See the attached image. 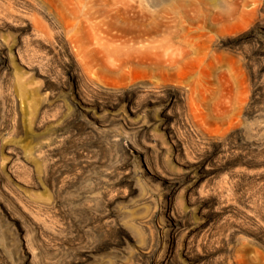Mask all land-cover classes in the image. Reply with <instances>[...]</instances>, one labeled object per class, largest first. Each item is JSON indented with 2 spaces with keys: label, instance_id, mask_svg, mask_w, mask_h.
Wrapping results in <instances>:
<instances>
[{
  "label": "rangeland",
  "instance_id": "374dc122",
  "mask_svg": "<svg viewBox=\"0 0 264 264\" xmlns=\"http://www.w3.org/2000/svg\"><path fill=\"white\" fill-rule=\"evenodd\" d=\"M78 1L0 0V264H264V0H188L167 74L68 33Z\"/></svg>",
  "mask_w": 264,
  "mask_h": 264
},
{
  "label": "bare ground",
  "instance_id": "6f19581e",
  "mask_svg": "<svg viewBox=\"0 0 264 264\" xmlns=\"http://www.w3.org/2000/svg\"><path fill=\"white\" fill-rule=\"evenodd\" d=\"M99 1L80 0L72 6V24L67 32L77 30L79 34L83 33L99 49L105 63L122 72L136 69L167 74L174 70L182 62L186 49L194 46L193 34L200 27L195 29L193 23L199 21L205 12L204 8L188 0ZM0 61L9 66L6 54ZM172 100L170 95L164 103L170 105ZM131 145L135 147L133 143ZM144 162L154 174L147 158ZM174 256L173 242H170L163 256L165 260L157 262L170 264L172 260L169 259ZM33 258L32 254L30 261L33 262Z\"/></svg>",
  "mask_w": 264,
  "mask_h": 264
}]
</instances>
